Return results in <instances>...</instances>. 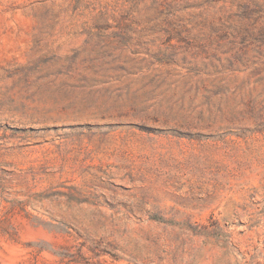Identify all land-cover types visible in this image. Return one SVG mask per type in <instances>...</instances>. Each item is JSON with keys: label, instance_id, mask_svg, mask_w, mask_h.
Wrapping results in <instances>:
<instances>
[{"label": "rangeland", "instance_id": "1", "mask_svg": "<svg viewBox=\"0 0 264 264\" xmlns=\"http://www.w3.org/2000/svg\"><path fill=\"white\" fill-rule=\"evenodd\" d=\"M263 28L264 0H0V264H264V138L208 94Z\"/></svg>", "mask_w": 264, "mask_h": 264}, {"label": "trees", "instance_id": "2", "mask_svg": "<svg viewBox=\"0 0 264 264\" xmlns=\"http://www.w3.org/2000/svg\"><path fill=\"white\" fill-rule=\"evenodd\" d=\"M253 36L255 43L257 44L256 51H253L254 58L246 61L245 53H243L239 57L240 60H238L245 67L247 66V62H252L255 66L254 81L252 83L249 82L246 86L235 88L234 90L224 88L222 91H209L208 94H211L212 98L220 95L222 98H227V101H229L232 97L240 98V103L245 104L246 110L233 109L230 113H227L231 115V118L228 121L229 125L223 131L226 134L238 133L240 134L238 135L240 137H243L242 135L248 137L249 134V137L246 140L251 139L252 141H256L258 138H264V111L257 112L256 109V105L261 98H263L262 104L264 103V93L255 96L257 87L264 84V61L261 60L262 57L264 58V28L259 30L258 33ZM227 101L226 103H228ZM245 116H248L251 120H253V124L244 123V121L247 120ZM153 218L155 220H164L163 218L157 216H154ZM5 221L6 218L0 220V225ZM203 229L204 230L202 231L195 230V232L208 237L223 240L224 242L229 241V235L215 223L210 226L203 227Z\"/></svg>", "mask_w": 264, "mask_h": 264}]
</instances>
